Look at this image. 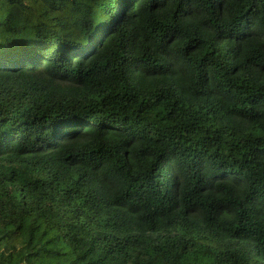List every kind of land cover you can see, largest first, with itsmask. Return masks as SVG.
I'll list each match as a JSON object with an SVG mask.
<instances>
[{"label":"trees","instance_id":"trees-1","mask_svg":"<svg viewBox=\"0 0 264 264\" xmlns=\"http://www.w3.org/2000/svg\"><path fill=\"white\" fill-rule=\"evenodd\" d=\"M0 264H264V0H0Z\"/></svg>","mask_w":264,"mask_h":264}]
</instances>
